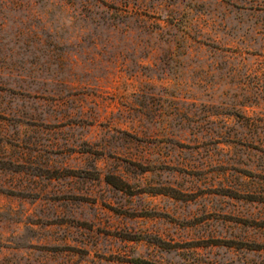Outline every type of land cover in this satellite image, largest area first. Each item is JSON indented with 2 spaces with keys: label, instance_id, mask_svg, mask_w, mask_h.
<instances>
[{
  "label": "rangeland",
  "instance_id": "374dc122",
  "mask_svg": "<svg viewBox=\"0 0 264 264\" xmlns=\"http://www.w3.org/2000/svg\"><path fill=\"white\" fill-rule=\"evenodd\" d=\"M0 264H264V0H0Z\"/></svg>",
  "mask_w": 264,
  "mask_h": 264
}]
</instances>
